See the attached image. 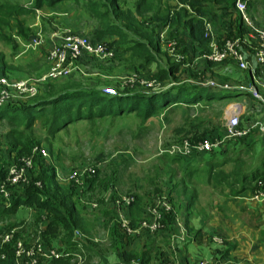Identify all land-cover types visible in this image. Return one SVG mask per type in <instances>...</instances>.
Returning <instances> with one entry per match:
<instances>
[{
	"label": "trees",
	"instance_id": "16d2710c",
	"mask_svg": "<svg viewBox=\"0 0 264 264\" xmlns=\"http://www.w3.org/2000/svg\"><path fill=\"white\" fill-rule=\"evenodd\" d=\"M63 0H0V40L10 46L11 56L16 54L18 39L26 37L30 33V21L36 15L38 9L52 6ZM74 9L86 12L98 24V28L90 32L93 40H102L112 48L114 54L110 58L114 60L117 53L129 52V56L123 63L128 72H138L149 63H155L156 68L145 84L134 82L133 85L124 87L123 90L112 86L114 92L105 91L104 86L92 84L84 72L76 71L71 78L61 81L47 80L39 93L26 100H14L9 98L0 103V122L6 124L3 136L6 138V152H16L18 155L24 151H32L33 144L40 143L41 137L37 135L35 121L43 119L45 132L43 139L51 151L54 149L53 141L62 128L70 123L79 121H91L109 116L128 115L135 113L141 120L146 121L165 107L171 104L168 111L172 114L180 110L189 111L192 105L204 99L228 97L213 93L215 88L204 84L208 69L220 61L207 59V65L200 67L192 60V55L198 51L203 52L208 47V39L204 36L205 3L217 5L224 4L231 7L236 0H70ZM246 1L249 6L250 1ZM97 21V22H96ZM182 29L176 28L180 25ZM176 25V26H175ZM175 26V27H174ZM168 27L171 31L163 37L161 28ZM188 33L184 36V29ZM172 28H175L172 30ZM245 27L237 22L232 32L225 34L221 40L233 35H242ZM106 35H117V38L103 40ZM190 38L189 47L186 39ZM176 41L175 49L180 57L173 58L168 52L169 44ZM116 45V46H114ZM187 55V58L185 56ZM0 50V72L13 71L12 58ZM186 64L187 67H181ZM263 65V64H262ZM260 66V65H259ZM108 72V69L105 70ZM258 72V67H256ZM2 75V74H0ZM151 84H148V83ZM135 84L142 85L137 88ZM135 85V86H134ZM206 85V86H205ZM203 88H208L205 95ZM184 105L186 108H178ZM179 112V111H178ZM181 122H176L174 130L189 137L190 142H197L204 137V130H200V123L191 126L189 116H185ZM187 121V122H186ZM194 129V130H193ZM224 129V128H223ZM141 133H134L139 136ZM184 140V139H183ZM179 142H182L179 141ZM173 144V143H171ZM170 145V144H167ZM166 145V146H167ZM134 155L140 152L138 147H133ZM164 159L162 167L149 164L141 168L138 173L132 172L130 188L123 190L124 195H132L133 199L127 205L117 204L116 200L121 194L115 186L123 184L122 172L133 164L130 154L120 157V161L113 160L106 165L95 168L84 176L85 184L78 186L74 181H69L62 186L57 180V173L53 166L39 162L40 169L34 173L28 186L11 184L14 194L8 198L0 195V229L8 231L13 224V215L18 207L25 205L34 207L37 211L44 210L49 219L46 227L40 232L41 239L50 243L55 237H60L67 245V249L78 252L85 249V262L89 264V258L97 256L100 251L111 253L123 259H134L139 264H165L171 261V256L156 243L155 235L142 230L140 233H127L119 222L118 212L121 210L129 219L131 227H136L139 219L146 210L148 200L165 197L170 208H161V220L158 231L162 233V241L169 245L167 238L174 224L177 229V214L185 210L184 224L189 219V208L197 197L195 190L191 188L190 181L198 169L191 167L185 155L176 152L161 151ZM209 156V162L204 175V182L211 187L230 189V196L237 195L240 191L250 188L252 192L262 189L258 182L264 176V168L249 165L241 157L228 158L226 148L218 151H208L194 157ZM222 155L219 157L218 155ZM218 156V158H216ZM215 160V161H214ZM36 161L34 160V163ZM183 173L177 180V171L174 166H181ZM230 163V166H227ZM36 164V163H35ZM167 169L165 170V167ZM192 169L189 170L188 168ZM143 170V172H142ZM7 168L0 167V184L4 181ZM39 181V185L36 184ZM121 182V183H120ZM167 183L164 185L163 183ZM254 182V183H253ZM10 184V183H9ZM118 184V186H120ZM168 185V187H167ZM166 186V188L164 187ZM227 189V190H228ZM1 194V192H0ZM164 194V195H163ZM150 195L152 196L150 198ZM185 199V201H184ZM7 201L6 204L3 202ZM87 202H95V208L89 210ZM102 221L103 243L96 240L95 227L97 220ZM80 229L86 234L84 240L73 238L75 229ZM145 237V245L137 250L128 248L138 236ZM14 239L18 234L13 232ZM167 242H166V240ZM189 238L183 241L188 242ZM11 242H2L0 238V251L13 255ZM82 243L84 245L82 246ZM100 249L97 251L94 245ZM68 257H53L52 264H68Z\"/></svg>",
	"mask_w": 264,
	"mask_h": 264
},
{
	"label": "rangeland",
	"instance_id": "374dc122",
	"mask_svg": "<svg viewBox=\"0 0 264 264\" xmlns=\"http://www.w3.org/2000/svg\"><path fill=\"white\" fill-rule=\"evenodd\" d=\"M79 2H84L85 4L84 0H79ZM29 27V35L18 39V48L16 54L13 56H11L10 53V46L0 40V50H2L7 57L11 56L14 63L12 72L7 71L4 74L0 72V74H2L1 76L6 80V84L1 86L3 87V90L8 93L10 98L14 100H26L34 96V94L31 95L25 89L14 87L13 84L21 81L25 82L31 88L35 87L37 94L42 89L43 83L48 82L47 80L57 79L58 81H61L64 78L73 77L75 72L79 71L84 72V76L89 78V82L92 84H99L104 87L116 86L123 90L124 87L129 85V79H131V77H133L132 79L136 77L146 79L153 74L152 72L156 68V65L149 63L144 69H140L138 72H128L124 66L119 63H123L126 60L130 54L129 52L117 53L116 58L119 57L117 60H111V58L108 61L91 54L83 53L75 59L72 68L67 73H62L56 78L43 77L44 74L49 72L53 65L48 57V52L52 45L59 43L66 35L72 33L89 36L90 32H92L95 27V22L86 12L80 9H74L72 1L63 0L52 6L38 9L36 15L30 21ZM261 28L264 29L263 27ZM38 35L41 37V42L36 46L31 45L30 41L32 38L37 37ZM207 49L208 47L205 48L204 52ZM172 57L175 58L173 55ZM185 58L188 59L187 55ZM192 60L200 67H205L208 63L207 58L203 56V52L199 51L192 55ZM186 67L187 65L184 64L181 68L185 69ZM256 67H258V72L256 71ZM106 69H108V72L105 71ZM205 78L206 80L218 84L230 85V83H235L247 88L252 86L264 94V64L254 66V63L250 60L248 67L245 69L239 68L238 65L231 60L220 61L218 64L213 65L211 69H208ZM135 85L138 86L137 88H143L140 84ZM202 92L205 95L209 92V89L203 88ZM224 93V91H220L218 94L224 95ZM204 99L205 98H203L201 102L190 106L189 108L191 109L182 112L181 115L180 110L173 114L169 112L168 108H171L172 106L169 104L165 107L166 109L161 110L146 121L141 120V118L136 116L135 113H130L128 115H123L122 117L116 116L115 118H110L107 116L97 120L70 123L67 129L62 128L56 135V138L53 141V151L49 149L46 140L42 138L45 132V128L43 127L44 121L43 119H37L34 126L37 129V135H39L41 139L40 143L33 144V147L36 146L38 149L34 152L31 150L24 151L18 155L15 151L12 153L6 152L7 141L3 136L6 124L0 122V167L8 168L12 163L19 164L20 159L30 158L32 160V166L27 170L25 178H20L18 182V185H21L22 187L28 186L34 173L40 169L39 162L44 165L53 166L57 174H62L60 172L70 173L72 170L81 169L84 166H89L91 169L99 168L106 165V163L111 160L118 162L120 161V157H123L125 153L130 154L134 161L133 164L130 165V167H127L121 174L120 180L123 181L121 187L125 185L126 189H128L131 186L130 173L136 172L139 174L141 168L148 166L149 164H155L162 167L164 159L161 156L162 152L160 150L168 148L171 143H180L179 141L183 139H189L188 136L182 135L183 132L176 133L174 130V124L177 121L181 122L182 119H185V116H189V122L192 124L191 126L200 123V130H204V133H206L205 135H215L223 130L228 115L226 110L228 108L230 109L231 107L229 105L232 104L235 105L236 103H240L243 108H245V112L243 111V116L240 118L242 124L251 122L255 118L263 117L262 112L264 106L254 98L253 101L250 96L246 94H238L232 97L228 96L217 99L212 98L206 101H204ZM181 106L182 107L178 108H186L184 105ZM253 114L255 116L254 119ZM248 116H250V118ZM134 133H141V135L136 137L133 136ZM133 147H138L140 149V152H138L137 155H134L136 152L133 153ZM41 149L47 152V157L41 154ZM226 150L227 155L225 156H228V158L239 156L251 166H260L264 168V130H253L245 138L236 142H231L229 148ZM218 156H216V158H218ZM202 158L203 159H195L191 163V167L198 169V172L196 173V176L188 181L190 185L189 190L192 188L197 193L192 208L193 211H196V215H198L201 221L203 220V210L205 206L207 207V205H211L218 199H233V196H230V189L228 188H225L228 189L226 191L225 189L221 191L219 188L218 191L222 194L224 193L226 197H218L219 195L213 194L216 192L209 188L211 186L210 184L204 185L203 174H206L205 171L209 162V155ZM34 160L36 161V164L34 163ZM227 166H230V163H228ZM191 167L188 169L191 170ZM174 168L178 170L176 178L177 180H180L183 173L182 163L181 166L176 165ZM166 169L167 166L165 167V170ZM7 173L4 178H6ZM63 176L65 177V174ZM259 180L260 183L258 185L264 189V176H261ZM58 182L62 186H65L64 183L60 181ZM74 182L78 186H83L85 184L84 174ZM163 184L166 185L167 183L165 182ZM2 185L3 189L7 190V194L2 191ZM10 185L11 184L7 182L0 184V195L3 198H8L15 193ZM121 187L120 189H122ZM164 187L166 188V186ZM119 192L123 195L125 194L123 190ZM151 197L152 196L150 195V198ZM156 200L157 199L152 198L151 200H148L146 208L154 204ZM3 203L6 204L7 201H4ZM193 211H191V213ZM184 214L185 210L177 214V223L179 224L181 234H184L183 239L178 238L179 228L176 229L174 224L170 225L171 230L168 232L170 248L173 250L172 244L177 246L176 251H172L171 260L173 258L179 259L182 257V253H185L183 249L185 244H183V241L188 238L187 232H191L193 235L195 231L193 229V220L195 218H193V213L192 218L187 220L186 225L184 224ZM33 219L32 216L26 220L22 217L14 216L12 220L14 226L8 231L0 229V238L7 233L16 232L18 237L24 241L27 247H34L37 249L38 246H43L45 254L37 255L36 264H52V258L48 256V251L50 248L62 251V248L58 244V238H53L48 244L45 243L40 235V232L42 231L40 230V222L37 219V222L35 221L36 224H34L32 221ZM198 222L199 221L196 223ZM100 225H102V223ZM101 232L102 228H100L99 235H97L95 242L98 241L101 243L104 240ZM153 237L155 239H161L162 234L160 231H157ZM144 242L145 240L143 237L141 238V236H137L128 248L136 251L138 244L139 246L145 245ZM93 245L97 251L100 250L97 245ZM105 253L106 252L100 251L98 256L89 258V264L130 263L134 260H125L115 256L113 252ZM12 258L13 255L7 251L5 258L1 260V264H14ZM67 261L68 264H72L71 260L67 259ZM189 263L190 262L188 261V263L185 264Z\"/></svg>",
	"mask_w": 264,
	"mask_h": 264
},
{
	"label": "built area",
	"instance_id": "2783aa9c",
	"mask_svg": "<svg viewBox=\"0 0 264 264\" xmlns=\"http://www.w3.org/2000/svg\"><path fill=\"white\" fill-rule=\"evenodd\" d=\"M235 4L240 11L242 20L245 23L248 22L247 16V6L246 1L244 0H236ZM204 36L208 39V49L203 53V56L210 60L216 61H225L231 60L235 62L239 68L245 69L248 67L249 60L256 65L264 64V29H256L255 30V38L250 40L248 43V49L245 48V39L239 35H233L231 37L224 38L222 40H218L213 36L212 27L208 20H204ZM41 42V37L38 35L37 37L32 38L30 41L31 45H38ZM171 45V46H170ZM168 52L175 56V58L180 57L178 51L175 49L176 41H172L169 44ZM83 53L91 54L93 56L106 59L113 56L114 51L112 48L108 47L107 44L102 40H93L89 36L82 34H68L66 35L59 43H55L52 45L48 52V57L52 61L53 65L47 74H44L43 77H52L56 78L62 73H67L71 68L76 58H78ZM133 77H131L132 79ZM129 79V85H133L134 81L137 83L145 84L146 80L141 77H136L134 79ZM134 80V81H133ZM133 81V82H131ZM6 80L3 76L0 75V103L5 102L10 98L8 93L3 90L1 85H5ZM148 84H151L150 82ZM206 85H217L223 88L230 87L227 84H218L216 82L207 80L204 82ZM14 87L19 89H25L31 95L36 94L35 87L31 88L25 82H17L13 84ZM247 91L250 95L260 102L264 106V94L259 92L256 88L250 86L246 87ZM105 91L114 92L112 87H106ZM233 105V104H232ZM232 105H229L231 108L227 110V117L225 120V126L223 131L214 137H204L197 142H190L188 139L182 140L180 143H173L168 148L162 149L160 151H168L170 153L176 152L187 157H194L198 154H202L208 151H218L221 149H228L229 144L231 142H236L242 138L248 136L253 130H264V109H263V117L255 118L251 122L242 124L240 122L241 112H240V104L236 103V107L232 108ZM38 147L34 146L32 151L37 150ZM41 154L45 157L48 156L47 152L43 149L40 150ZM220 155V154H219ZM210 156V154H209ZM221 157V156H219ZM32 166V160L30 158L20 159L19 164L12 163L7 168V176L4 178L5 182L10 184H18L20 178H25L27 170ZM94 169L89 168V166H84L81 169L72 170L67 175V179L69 181H77L78 178L88 172H92ZM260 183V180L256 182ZM36 184L39 185V181H36ZM3 189V185H2ZM5 194H7V190H2ZM264 189H257L254 193L255 195H263ZM132 195H122L120 198L116 200L117 204H121L122 206L127 205L130 201H132ZM95 205V203H93ZM161 208L169 209V202L165 197L157 198L156 202L151 206L147 207L145 213L139 219L136 227H131L129 224L128 217L120 210L118 212L119 222L122 228L127 233H140L142 230H146L149 233L154 234L158 231L160 227V220L162 217ZM74 236L79 241L84 240L86 238V234L81 232L78 229L74 230ZM179 239H183V235L179 231L178 234ZM11 247L13 249V257L16 259H20L21 263L24 264H36L37 255L45 254L43 250V246H38L37 249L34 247H27L22 239L19 237L14 239L13 232L7 233L2 237V242H11ZM7 253L0 251V264L1 260L5 258ZM85 255L83 248L78 252H70L62 249V251H57L54 248H50L48 251V256L50 258L53 257H68L71 260L72 264H83L85 262ZM117 264H138L135 260H132L130 263L119 262ZM165 264H173L172 262H167ZM189 264H215L208 260H197L190 262ZM229 264V263H228Z\"/></svg>",
	"mask_w": 264,
	"mask_h": 264
},
{
	"label": "crops",
	"instance_id": "0c3cea01",
	"mask_svg": "<svg viewBox=\"0 0 264 264\" xmlns=\"http://www.w3.org/2000/svg\"><path fill=\"white\" fill-rule=\"evenodd\" d=\"M168 1L175 2L176 0ZM249 1L250 4L247 6V16L249 23H245L242 20L240 11L234 3L228 8L225 7L224 4H204V7L207 11L204 15V18L210 22L212 33L215 38L221 40L220 38H222L225 34L234 31L235 25L237 22H240L245 27V32L241 36L245 39V48L248 49L247 46L249 41L255 38V30L260 29L261 27L264 28V0H248L247 2ZM98 27V24H95L92 32ZM176 28L181 30V24L176 26ZM174 29L175 28H172V30ZM169 31L171 30L170 28L168 29V27L161 28L163 36H166ZM187 33L188 28L186 29L185 27L184 36ZM113 38H117V35H106L102 39L111 40ZM185 39L186 44L189 47L190 38L185 37ZM153 65H155V63H153ZM229 86L230 87L227 88H215L213 93L224 91L225 93L223 96L228 95L231 97L238 94H246L253 100V97L247 91L245 86L235 83H230ZM240 106L241 116H243V111L245 112V108H243L242 104H240ZM227 110H229V108ZM248 117L250 118V116ZM254 118L255 116L253 114V119ZM256 130L258 129H255V131ZM195 159L200 158H198V156L186 158L187 162H190V164ZM60 173L62 174H57V180L66 185L69 182L67 179L69 172ZM64 174L65 177L63 176ZM203 183L204 185H208L205 182ZM118 184L115 186L118 191L126 190L125 185L121 187L122 184H119L120 186H118ZM120 187L122 189H120ZM209 188L216 192L213 194L219 195L218 197H226L224 193L222 194L220 191H218L219 188H214L211 186ZM226 190L227 189H225V191ZM232 198V200L218 199L217 201L215 200V202H213L211 205H207V207L205 206L203 210L204 216L202 221L198 215H196V211H193V206L190 207L191 209L189 208L190 213L193 211V218L195 217L193 220V229L195 230L194 234L192 235L191 232H187L189 240L183 248L185 253H182L181 258H173L169 262H172L173 264H185L188 263V261L193 262L204 259L215 264H264V194L261 196L255 195V193L252 192L250 188H246L240 191L237 195H234ZM93 203L87 202V204L90 205L89 210H91V208H95L96 203L95 205H93ZM192 213L191 215L189 214V219L192 218ZM14 216L22 217L25 220L32 216V218H34L32 220L34 224H36V220L38 219L40 222L39 225L41 226L40 230H43L46 227V224L49 220L44 210L37 211V209L34 207H27L25 205L18 207L13 217ZM197 221L199 222L196 223ZM101 223L102 221L99 218L94 230V234H96L95 236L99 235ZM177 225V228H179L178 223ZM80 231L83 232L82 230ZM179 231L181 232L180 228ZM138 236H141V238L143 237L142 235ZM73 238L76 239L74 232ZM167 238H169V236H167ZM162 239H164L163 236L161 239H156V243L162 247L169 254V256H171L172 251L175 252L177 246L172 244V250L170 245L165 244ZM58 244L62 249L72 252L71 250L67 249L66 243L60 237L58 238ZM83 245L84 243H82V246ZM141 246L138 244V248ZM84 254L86 253L84 252ZM12 259L14 264H21L20 259H16L15 257Z\"/></svg>",
	"mask_w": 264,
	"mask_h": 264
},
{
	"label": "bare ground",
	"instance_id": "6f19581e",
	"mask_svg": "<svg viewBox=\"0 0 264 264\" xmlns=\"http://www.w3.org/2000/svg\"><path fill=\"white\" fill-rule=\"evenodd\" d=\"M233 107H236V105H233L232 108H233Z\"/></svg>",
	"mask_w": 264,
	"mask_h": 264
}]
</instances>
